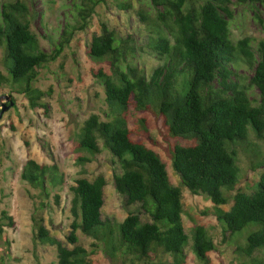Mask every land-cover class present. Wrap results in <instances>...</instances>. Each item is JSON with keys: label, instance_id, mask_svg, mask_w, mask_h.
I'll return each instance as SVG.
<instances>
[{"label": "trees", "instance_id": "1", "mask_svg": "<svg viewBox=\"0 0 264 264\" xmlns=\"http://www.w3.org/2000/svg\"><path fill=\"white\" fill-rule=\"evenodd\" d=\"M108 1L72 0L59 38L46 34L53 46L49 51L42 47L33 27L35 17L43 20L44 12L33 11L26 0H3L0 46L5 51V66L33 109L48 111L43 98L51 92L36 86L45 67L62 57L75 34L86 30L98 7ZM151 2L152 7L142 8L139 15L160 64L149 74L135 61L131 38H121L103 24L87 53L99 64L93 74L105 88L111 114H107L108 120L100 114L90 115L75 145L78 161L87 162L92 157L83 153L100 154L103 142L121 166V173L115 175L117 190L128 206L138 205V209L122 222L103 219L105 176L81 177L70 188L73 222L67 239L74 247L52 235L40 214L33 216L36 239L57 248V264H94V250L80 244L79 231L102 243L112 260L168 264L161 259L170 255L172 264H187L190 235L183 220V187H187L212 201L218 219L231 234L243 235L237 233L249 229L244 233L245 242L238 246L245 258L241 264H264V254L257 256L264 251V152L259 145L264 142V39L246 36L235 40L232 32L240 7L252 11L255 21H262L257 5L264 7V0ZM121 5L132 8L131 3ZM41 24L45 26L44 21ZM5 80L0 73V84ZM153 108L170 133L184 142L175 145L172 155L181 185L173 183L161 154L129 127L131 110L146 113ZM140 124L144 136L148 133L146 119ZM27 145L22 178L50 198L67 183V175L56 162L33 159ZM240 151L251 154L254 170L261 169L260 179L250 191L239 187ZM227 191L236 192L230 209L225 208L230 203ZM54 197L59 204L61 196ZM142 213L151 219L143 220ZM16 224L13 215L1 212L0 240L9 249L8 229ZM191 236L198 258L211 264L210 253L216 244L207 228L195 224ZM0 258L4 264V257Z\"/></svg>", "mask_w": 264, "mask_h": 264}, {"label": "rangeland", "instance_id": "2", "mask_svg": "<svg viewBox=\"0 0 264 264\" xmlns=\"http://www.w3.org/2000/svg\"><path fill=\"white\" fill-rule=\"evenodd\" d=\"M33 11L44 12V19L40 16L34 19V30L41 39L42 47L51 51L53 46L46 34L58 39L63 25L68 19V7L72 0H26ZM3 0H0V11ZM121 3H131L132 8L126 9ZM152 7L151 0H109L101 4L89 27L79 31L66 48L62 57L56 62L48 64L40 75L36 86L51 92L43 100L48 105L47 113L42 109H33L24 94L20 93L19 85L15 84L5 66V51L0 46V73L7 80L0 84V110L2 103L9 102L7 97L15 99V105L10 107L0 121V215L3 210L8 211L16 220V226L9 228L11 248L0 240V255L4 257V264H57L58 253L55 246L40 243L36 239L33 216L40 214L45 219V225L51 234L62 240L66 246L73 248L68 236L72 231V198L71 186L76 180L86 177L94 180L103 174L107 180L104 189L103 219L122 222L130 214L137 211L138 205H127L126 197L116 188L115 175L121 173L119 160L104 147L101 141L100 154L91 156V161L79 162V153L75 150L78 133L90 115L100 114L103 120H108L111 108L106 101L103 84L94 76L93 70L99 68L87 53L94 34H100L102 25L106 24L110 30L121 38H131V45L135 47V61L149 74L160 64L156 54L149 47L150 33L141 20L139 11ZM262 21H255L253 12L240 7L238 17L232 27L235 40L246 36L256 41L264 39V7L257 5ZM44 21L43 26L41 23ZM64 67V68H63ZM146 119L148 137L142 136L140 121ZM129 127L136 131L148 146L158 151L167 162L170 177L175 185H181V177L173 168L172 155L175 145L184 143L175 138L164 124L156 108L146 113L131 110L129 113ZM31 157L40 163L56 162L67 175V183L56 188L51 197L41 194L39 189L33 188L23 180L24 164L28 159V145ZM264 152V142H259ZM239 165L241 179L239 187L250 191L259 181L261 169L252 168V158L249 152L240 151ZM235 191H227L230 209ZM55 194L61 196L57 204ZM184 209L183 220L186 232L190 235L187 250V264H205L193 249L191 236L194 225H204L213 238L216 249L210 253L211 264H241L245 258L238 250L248 233L243 235L231 234L218 219L214 204L205 195L193 194L187 187H183ZM45 204V205H42ZM143 220H150L148 214L142 213ZM80 244L88 250H94L91 256L94 264H133L131 261L110 259L104 245L81 231L78 232ZM9 249V250H8ZM264 251L257 253L263 256ZM1 260V258H0ZM161 260L172 264L170 255ZM152 261L150 263H155ZM136 264H146L140 262Z\"/></svg>", "mask_w": 264, "mask_h": 264}, {"label": "water", "instance_id": "3", "mask_svg": "<svg viewBox=\"0 0 264 264\" xmlns=\"http://www.w3.org/2000/svg\"><path fill=\"white\" fill-rule=\"evenodd\" d=\"M2 99V96H0V100ZM8 101L10 102L9 105H7L6 102L2 103V108L0 110V121L2 120L5 112L14 105V101L12 100L11 96L7 97ZM150 264H156V263H150Z\"/></svg>", "mask_w": 264, "mask_h": 264}]
</instances>
